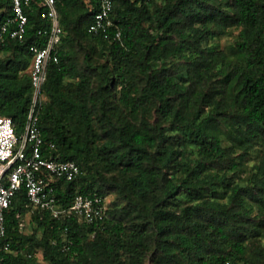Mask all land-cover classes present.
Listing matches in <instances>:
<instances>
[{"label": "trees", "instance_id": "1", "mask_svg": "<svg viewBox=\"0 0 264 264\" xmlns=\"http://www.w3.org/2000/svg\"><path fill=\"white\" fill-rule=\"evenodd\" d=\"M56 1L63 44L39 127L44 155L82 170L55 183L58 205L108 188L128 204L88 224L30 212L23 189L6 213L4 264H264V0H113L107 36L88 30L99 0ZM26 11L25 41L0 38V115L18 134L30 46L48 26L37 0Z\"/></svg>", "mask_w": 264, "mask_h": 264}, {"label": "built area", "instance_id": "2", "mask_svg": "<svg viewBox=\"0 0 264 264\" xmlns=\"http://www.w3.org/2000/svg\"><path fill=\"white\" fill-rule=\"evenodd\" d=\"M43 9L42 17L48 23L39 34L46 36L43 46L32 44L30 77L32 100L24 130L18 134L11 117L0 115V252L8 251L6 213L13 199L23 189L26 192L30 212L47 211L54 218L76 216L88 224H101L108 216L109 203L106 197L95 194H77L70 207L58 205L55 183L60 179L73 181L82 170L74 161H59L44 155L45 141L39 127L40 112L46 103L43 86L48 68L59 62L63 44V28L56 0H37ZM33 0H10V13H0V38L24 42L29 16L26 9ZM113 0H99V11L89 25L90 33L107 36L114 26L112 20ZM118 31L116 38H120ZM49 147L53 148L51 143ZM0 264H4L0 257Z\"/></svg>", "mask_w": 264, "mask_h": 264}, {"label": "rangeland", "instance_id": "3", "mask_svg": "<svg viewBox=\"0 0 264 264\" xmlns=\"http://www.w3.org/2000/svg\"><path fill=\"white\" fill-rule=\"evenodd\" d=\"M238 35V31L236 30H231L229 33L225 34L224 36L220 37L218 40V44L221 46V48H225L226 45L231 44L234 42V40L236 39ZM66 49H69L70 46L69 45H64ZM99 51H100V47H98ZM0 56H5L4 53H0ZM141 119V117L139 118ZM224 128V126H222ZM257 155H256V151L251 152L248 156L245 157L244 161H243V165L242 167L245 168V170L243 171V175L244 176H249V171L250 168L252 166V164L254 162L257 161ZM109 176H111V174H109ZM106 199L107 202L110 203H116L118 204L120 207L126 206L128 204V201L125 199V197L123 196V194H121L119 192V190L113 189V188H108L107 190V194H106ZM138 213H141L140 210H138ZM24 223L26 224L24 228H28V217H25V221ZM259 246H262L264 248V231L262 236L259 239ZM122 259H124V262L127 261V255H125V253H123ZM148 264H151L150 262Z\"/></svg>", "mask_w": 264, "mask_h": 264}]
</instances>
